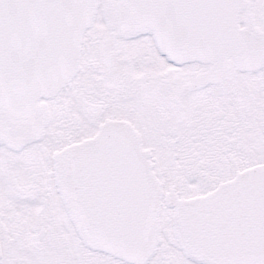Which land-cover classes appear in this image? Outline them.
Wrapping results in <instances>:
<instances>
[{
	"label": "snow or ice",
	"instance_id": "1",
	"mask_svg": "<svg viewBox=\"0 0 264 264\" xmlns=\"http://www.w3.org/2000/svg\"><path fill=\"white\" fill-rule=\"evenodd\" d=\"M0 264H264V0H0Z\"/></svg>",
	"mask_w": 264,
	"mask_h": 264
}]
</instances>
